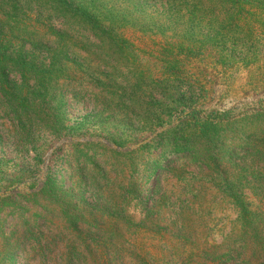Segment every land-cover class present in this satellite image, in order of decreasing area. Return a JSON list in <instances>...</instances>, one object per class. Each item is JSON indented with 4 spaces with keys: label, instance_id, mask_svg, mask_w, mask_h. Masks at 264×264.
<instances>
[{
    "label": "rangeland",
    "instance_id": "obj_1",
    "mask_svg": "<svg viewBox=\"0 0 264 264\" xmlns=\"http://www.w3.org/2000/svg\"><path fill=\"white\" fill-rule=\"evenodd\" d=\"M0 264H264V0H0Z\"/></svg>",
    "mask_w": 264,
    "mask_h": 264
}]
</instances>
